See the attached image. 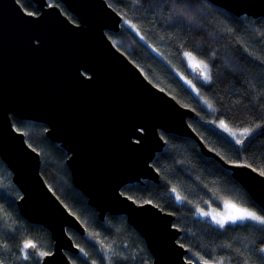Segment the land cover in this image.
I'll list each match as a JSON object with an SVG mask.
<instances>
[{
  "label": "water",
  "instance_id": "1",
  "mask_svg": "<svg viewBox=\"0 0 264 264\" xmlns=\"http://www.w3.org/2000/svg\"><path fill=\"white\" fill-rule=\"evenodd\" d=\"M30 1L37 13L18 0H0V158L21 191L20 214L51 233L53 251L43 264H73L67 252L77 254L80 247L69 230L84 235L86 227L47 183L40 152L13 117L47 125L46 135L66 150L74 186L101 221L125 215L152 264H217L188 259L175 214L152 201L137 202L122 189L160 182L153 161L166 145L161 132L196 140L264 211L262 172L221 159L189 123L198 113L152 82L114 43L108 31L118 33L123 16L108 0H59L77 21L49 0ZM208 1L236 16L264 17V0Z\"/></svg>",
  "mask_w": 264,
  "mask_h": 264
},
{
  "label": "trees",
  "instance_id": "2",
  "mask_svg": "<svg viewBox=\"0 0 264 264\" xmlns=\"http://www.w3.org/2000/svg\"><path fill=\"white\" fill-rule=\"evenodd\" d=\"M18 1L26 11L37 13L32 1ZM49 1L77 21L59 0ZM108 1L123 16L121 30L108 31L109 36L119 41L116 45L152 82L198 113L197 120H188L205 144L225 161L246 162L264 172V17L236 16L208 0ZM185 53L207 65L210 79L199 80L197 88L182 78L192 76ZM221 121L251 133L238 144L218 126ZM13 123L40 152L47 183L87 227L86 235L69 230L81 252L70 254L73 263L87 264L89 256L102 264L94 255L98 248L87 238L90 233L114 240L120 252L115 257L126 251L114 264H141V257L152 263L144 239L125 215L99 219L97 210L74 186L66 150L46 135L47 125L15 117ZM161 133L166 145L153 161L160 182L129 183L123 192L137 202L152 201L175 214L174 224L182 230L179 242L188 248V259L264 264V225L245 221L221 227L198 214L200 208L222 207L225 202L264 215L261 207L229 169L202 152L196 140ZM7 171L12 176L0 158V262L31 264V258L29 262L19 253V238L26 236V243L39 241L36 249L43 253L53 249V240L48 229L20 214L16 201L21 192L10 174L13 185L10 189L5 186ZM105 223L112 226L103 229ZM32 264H40L39 258Z\"/></svg>",
  "mask_w": 264,
  "mask_h": 264
},
{
  "label": "rangeland",
  "instance_id": "3",
  "mask_svg": "<svg viewBox=\"0 0 264 264\" xmlns=\"http://www.w3.org/2000/svg\"><path fill=\"white\" fill-rule=\"evenodd\" d=\"M113 41H114L115 44H120L119 41H117V40L113 39ZM187 61H188V65L190 67L191 74H192L191 80L197 81V78H198V80H201L202 78H203V80H205V77H204L203 74L202 75H197L195 73L194 66H193V61H190L188 57H187ZM196 62H200V61L196 60ZM204 71L208 73L207 69L206 70L204 69ZM182 78L187 84H190L189 83V79H186V78L184 79V77H182ZM204 82H206V81H204ZM224 124H226V123H224ZM218 126L222 130H224L225 133H227L238 144H240L242 142V140L247 135H249L251 133V130H248V129H235V128H232V127H230L228 125H227V129H225L224 127H221V122L218 124ZM5 169H6V167H5ZM7 172H8L7 174H4L5 183H6L5 186L8 189H10L13 184L9 181L10 172L9 171H7ZM10 176H11V174H10ZM11 178H12V176H11ZM12 181H13V179H12ZM0 188L3 189L1 186H0ZM226 204H235V203H233V202H225L222 205V207H215V206H212V205H207L206 207L200 208L198 210V214H200V215L202 214L203 216H206V218H208L210 221H212L213 223H215L218 226H221L220 224L217 223V219L221 218L222 214L226 215L230 211V209L228 207H225ZM235 205H237V204H235ZM238 207H240V206H238ZM240 208H243V207H240ZM248 210H250V209H248ZM250 211H253V210H250ZM205 213H207V215H205ZM238 222H241V221H238ZM242 222H245V221H242ZM86 223H87V225L89 227H91V225H89L88 222H86ZM230 223H232V222L228 221L223 226H225L227 224H230ZM109 226H112V223H105L104 226H103V229H107V227H109ZM75 233H77V232H75ZM78 234H80V233H78ZM86 234H87V229H86V233L84 235H86ZM87 238L89 239V242H91V244H93L95 247L98 248V250L95 252L96 254H94V255L102 262V264L118 263L119 262L118 261L119 260L118 257H122V255L126 253V251L125 252L123 251L122 252L123 254H119V255H117V257H115V254H118L120 252L118 251V247L115 245L114 240H109L108 238H105V237L99 236V235H95L93 233H90L87 236ZM26 240H27L26 236H23L22 238H19L18 248H19L20 255L25 254L27 261H29V258H31V260L33 261V262L29 261L31 264L34 263L36 261V259L38 260V258H39L40 264H43L42 257L44 255H41V253H43V251L42 252H38L36 248L32 251L30 248L25 247ZM29 242L33 243L35 245L39 244V241L31 240V241H28L27 243H29ZM52 251H53V249L51 251H46L44 253H50ZM81 251L84 252L87 255V253H86V251L84 249L81 248ZM1 258L2 257H0V259ZM141 262H142L141 264H152V263H149L145 257H141ZM151 262H152V260H151ZM86 263L87 264H97L98 261L95 260L94 258H90L88 256V260L86 261ZM0 264H2V263L0 262Z\"/></svg>",
  "mask_w": 264,
  "mask_h": 264
},
{
  "label": "snow or ice",
  "instance_id": "4",
  "mask_svg": "<svg viewBox=\"0 0 264 264\" xmlns=\"http://www.w3.org/2000/svg\"><path fill=\"white\" fill-rule=\"evenodd\" d=\"M186 56H188L190 61H193V66L196 68H201L203 71L207 68L206 64H203V62H196L195 57L192 56L191 53H185ZM205 79H210V76L207 72H204ZM221 127H224L227 129V125L224 124L223 121H221ZM264 175V172L261 173ZM225 207H228L230 211L226 214L221 216V218L217 219V223L223 226L226 222L231 221L232 223H237L238 221H255L261 225H264V215H259L255 211H250L247 208H240L235 204H226ZM207 215V213H205ZM215 218V217H214ZM25 247L28 248H35L36 245L33 243H27ZM264 251V249H261ZM41 255H46V253H41ZM205 264H208L207 261H205Z\"/></svg>",
  "mask_w": 264,
  "mask_h": 264
},
{
  "label": "flooded vegetation",
  "instance_id": "5",
  "mask_svg": "<svg viewBox=\"0 0 264 264\" xmlns=\"http://www.w3.org/2000/svg\"><path fill=\"white\" fill-rule=\"evenodd\" d=\"M197 78V77H196ZM198 82H199V80H198V78H197V81H193V80H191V78H189V83H190V85L191 86H193V87H195V88H197V84H198ZM16 185V184H15ZM20 190V189H19ZM21 192V191H20ZM17 202V201H16ZM98 215V214H97ZM110 215V214H109ZM111 216H116V215H111ZM107 217V216H106ZM26 219V218H25ZM27 220V219H26ZM28 221V220H27ZM105 221V220H104ZM83 223V222H82ZM86 227V226H85ZM86 229H87V227H86ZM73 231V230H72ZM68 253V255H69V257H70V254H74V253H71V252H67ZM80 253V252H79ZM79 253H77V254H79ZM71 258V257H70Z\"/></svg>",
  "mask_w": 264,
  "mask_h": 264
}]
</instances>
